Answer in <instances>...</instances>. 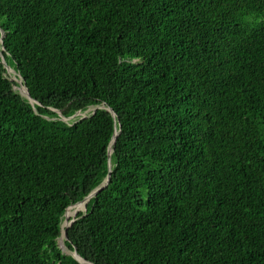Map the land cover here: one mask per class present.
Returning a JSON list of instances; mask_svg holds the SVG:
<instances>
[{
  "label": "trees",
  "instance_id": "1",
  "mask_svg": "<svg viewBox=\"0 0 264 264\" xmlns=\"http://www.w3.org/2000/svg\"><path fill=\"white\" fill-rule=\"evenodd\" d=\"M1 30L0 264H81L115 131L70 249L264 264V0H0Z\"/></svg>",
  "mask_w": 264,
  "mask_h": 264
},
{
  "label": "water",
  "instance_id": "2",
  "mask_svg": "<svg viewBox=\"0 0 264 264\" xmlns=\"http://www.w3.org/2000/svg\"><path fill=\"white\" fill-rule=\"evenodd\" d=\"M2 37H3V34L0 36V39H2ZM2 62H3L4 65L6 66L7 70H9L10 67L8 66V64H7V62H6L4 56H3V58H2ZM14 80H16V81L19 82V84H20V85H19L20 88H22V86H25V87H26L27 92H28V95H25V96L30 100V102L33 103L32 100H34V99L31 97V95H30V93H29V91H28L27 86L23 83L22 78H21L20 76H17ZM21 92H22V91H21ZM22 94H23V93H22ZM23 95H24V94H23ZM99 107H105V105H102V106H99ZM97 108H98V107H95V109L92 111V114H94V113L96 112V109H97ZM108 110H110V111L112 112V114L115 115V112L113 111V109H112L111 107H108ZM78 113H79V112H77L76 114H78ZM76 114H75V115H76ZM75 115H73V116H71V117H69V118H73ZM86 116H87V115H83L81 118H84V117H86ZM69 118H65V119H69ZM117 134H118V132L115 131L114 136H113V139H112V142H111V145H110V147H109V168H110V170H109V174H108L106 180H105L100 186H98L95 190H93L88 196H86L84 199H82V200L76 202L75 204L80 203V202H83L84 200H86V198H90V197H92V196L95 195L98 191L102 190L104 187H106V186L108 185L109 180H110V172H111V154H112V152H113V144H114L115 141H116V136H117ZM74 221H75V220H72V221L69 223V225L66 227V230H65V232H64V236H65L66 239H68L67 229L72 225V223H73ZM73 251H74L76 254L79 253V252H78V253L76 252V251H77L76 248H74ZM75 253H72L71 255H73V256H74V257H75V258H76L81 264H83V262L81 261V259H84V260L88 261L87 259L83 258L80 254H78V255L80 256V258H81V259H80L79 257H77V255H76ZM88 262H90V261H88ZM90 263H92V262H90ZM92 264H94V263H92Z\"/></svg>",
  "mask_w": 264,
  "mask_h": 264
},
{
  "label": "rangeland",
  "instance_id": "3",
  "mask_svg": "<svg viewBox=\"0 0 264 264\" xmlns=\"http://www.w3.org/2000/svg\"><path fill=\"white\" fill-rule=\"evenodd\" d=\"M9 74H10V78L11 79H15V71L11 68V69H9ZM22 87H25V86H22ZM18 88L20 89V91H21V88H20V86L18 85ZM26 88V87H25ZM95 109V107H91L87 112H84V113H82L80 116H83V115H88L89 114V112H92L93 110ZM91 198V197H90ZM90 198H86V200H84L83 202H80V203H78V204H81V205H83V204H87L88 203V201H89V199ZM75 205H77V204H75ZM74 206V205H73ZM72 206V207H73ZM70 208L69 207V209H67V211H66V215H64V217H63V221H62V225H64V221L67 219V226L69 225V223H70V220H71V218H75L77 215H78V212H80V211H82V212H86L87 210V208H85V206H82L81 207V210L80 211H78L77 213H75V214H73L75 211H74V209H76V208ZM72 212V213H71ZM67 215H69L68 217H66ZM62 237V238H61ZM66 238H65V236H63V232H62V234L60 235V237L58 238V242H59V245H60V247L67 253V254H72L74 251H73V249H70L68 246H67V244H66ZM61 242V243H60ZM63 242V243H62ZM67 249V250H66Z\"/></svg>",
  "mask_w": 264,
  "mask_h": 264
},
{
  "label": "bare ground",
  "instance_id": "4",
  "mask_svg": "<svg viewBox=\"0 0 264 264\" xmlns=\"http://www.w3.org/2000/svg\"><path fill=\"white\" fill-rule=\"evenodd\" d=\"M21 91H22V93L24 94V95H28V92H27V89L25 88V87H22L21 88ZM33 102H35V100H32ZM90 200V199H89ZM74 205V206H73ZM73 205H71L70 206V208L72 207L73 209L74 208H76V209H74V213L73 214H75V213H77L78 211H80V209H81V207L82 206H86L87 204H83V205H81V204H78L77 203V205H75V204H73ZM87 207V206H86ZM68 209H69V207H68ZM72 213V212H71ZM69 215H67L66 217H68ZM66 227H67V219L64 221V225H63V236H64V232H65V230H66ZM62 238V237H61ZM61 243V242H60ZM63 243V242H62ZM67 250V249H66ZM77 252V251H76ZM73 253H75V252H73ZM78 253V252H77ZM76 254V253H75ZM79 254V253H78ZM78 254H76L77 255V257H79L80 258V256L78 255ZM81 259V258H80ZM81 261L83 262V264H92V263H90V262H88V261H86V260H84V259H81Z\"/></svg>",
  "mask_w": 264,
  "mask_h": 264
},
{
  "label": "clouds",
  "instance_id": "5",
  "mask_svg": "<svg viewBox=\"0 0 264 264\" xmlns=\"http://www.w3.org/2000/svg\"><path fill=\"white\" fill-rule=\"evenodd\" d=\"M3 34V36H4V31L3 30H1V35ZM0 35V36H1ZM2 40H3V37H2V39H0V44H1V42H2ZM0 53H1V47H0ZM3 57V56H2ZM9 66V65H8ZM10 67V66H9ZM10 69H11V67H10ZM14 70V69H13ZM9 71V70H8ZM15 71V70H14ZM17 76H19L18 75V73H16V71H15V78L17 77ZM14 80V79H13ZM20 85V84H19ZM95 107H97V106H95ZM87 112V111H86ZM82 113H84V112H80L79 111V113L78 114H76L75 116H80ZM74 116V117H75ZM80 117H82V116H80ZM75 204V203H74ZM71 205H73V204H70L68 207H70ZM68 207H67V209H68ZM87 208V207H86ZM67 209H66V211H67ZM64 215H66V212H65V214ZM72 220H75V218H71V220H70V222L72 221ZM61 234H62V232H63V225H61Z\"/></svg>",
  "mask_w": 264,
  "mask_h": 264
}]
</instances>
